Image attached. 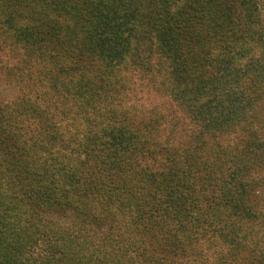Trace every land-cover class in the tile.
I'll return each instance as SVG.
<instances>
[{"label":"trees","instance_id":"16d2710c","mask_svg":"<svg viewBox=\"0 0 264 264\" xmlns=\"http://www.w3.org/2000/svg\"><path fill=\"white\" fill-rule=\"evenodd\" d=\"M0 264H264V0H0Z\"/></svg>","mask_w":264,"mask_h":264},{"label":"rangeland","instance_id":"374dc122","mask_svg":"<svg viewBox=\"0 0 264 264\" xmlns=\"http://www.w3.org/2000/svg\"><path fill=\"white\" fill-rule=\"evenodd\" d=\"M19 92V88L12 82L7 81L0 74V102H10L12 101Z\"/></svg>","mask_w":264,"mask_h":264}]
</instances>
